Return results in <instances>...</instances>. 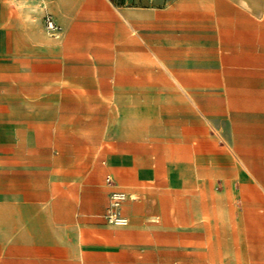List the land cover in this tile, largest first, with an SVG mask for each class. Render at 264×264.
I'll list each match as a JSON object with an SVG mask.
<instances>
[{
    "label": "crops",
    "instance_id": "0c3cea01",
    "mask_svg": "<svg viewBox=\"0 0 264 264\" xmlns=\"http://www.w3.org/2000/svg\"><path fill=\"white\" fill-rule=\"evenodd\" d=\"M216 1L213 14L182 12L177 19L168 3L141 13L135 5L118 7L112 0H0V101L6 103L7 117L12 119L7 133L12 135L11 143L37 154L33 159L12 161L11 179L20 185L7 190L5 201L0 202V230L6 231L0 237V264H116L109 257V241L111 231L119 230H111L95 217H104L111 189L106 177L131 195L128 199L135 195L112 173L104 175L105 166L94 164V129L79 123L77 109L67 103H77L79 69L113 70L120 85L140 83L141 75L135 71L141 67L105 59L119 49L142 46L133 42L135 35L149 46L156 62L163 59L174 72L179 69L170 55L205 54L206 31L212 30L208 44L221 72L206 75L204 60L182 58L183 83L223 85L231 118L248 112L247 102L252 100L253 111L264 116V0ZM47 16L59 23V35L47 31ZM178 20L180 34L174 30ZM207 21L212 24L206 25ZM115 28L132 44L116 49L111 43L114 36L101 34ZM127 29H132L133 37L125 35ZM88 55L99 62L90 61ZM250 72L253 84L261 88L257 94L244 88ZM197 95V101L205 99L202 93ZM47 102H54L56 109L49 113L10 109V104L40 107ZM233 126L231 153L247 157L245 150L254 146L240 141ZM251 179L264 182L258 172ZM260 215L264 216V208ZM129 254L130 264H141L135 249Z\"/></svg>",
    "mask_w": 264,
    "mask_h": 264
},
{
    "label": "rangeland",
    "instance_id": "374dc122",
    "mask_svg": "<svg viewBox=\"0 0 264 264\" xmlns=\"http://www.w3.org/2000/svg\"><path fill=\"white\" fill-rule=\"evenodd\" d=\"M112 2L118 7L135 5L141 13L168 3L177 19L182 12L213 14L217 4L216 0ZM181 24L179 20L174 24L178 34ZM57 25L55 32L45 27L50 34L59 35L61 27ZM131 33L132 29H127L125 35L133 37ZM101 34L113 35L111 43L116 49L129 43L121 37L119 28L102 30ZM212 35L207 29L203 55H170L179 69L174 72L163 59L156 62L149 46L136 35L133 42L142 46L105 55L106 62L141 67L135 71L141 75L140 83L120 85L113 70L79 69L78 100L76 105L72 102L67 106L77 109L79 123L94 129V164L105 166L104 175L112 173L135 195L121 209L128 216L126 225L109 224L103 215L95 216L111 230H119L110 233L111 263L130 264L129 253L135 249L141 264H264V216L260 215L264 182L251 179L253 172L264 176V116L253 111L252 100L247 102L251 106L248 112H237L231 118L232 108L223 95V85L184 84L181 77L182 58L204 60V73L219 75L208 44ZM88 58L99 62L90 55ZM249 76L244 88L251 95L257 94L259 83L253 84L252 72ZM199 92L205 99H195ZM21 104H10V109L15 113L34 108L49 113L56 109L54 102L40 107ZM8 113L6 103L0 101V202L5 201L7 190L19 184L11 179L12 161L37 156L35 151L11 143L12 135L7 130L12 119ZM231 124L240 141L248 140L254 146L245 150L247 157L237 158L231 153ZM5 232L1 229L0 237Z\"/></svg>",
    "mask_w": 264,
    "mask_h": 264
},
{
    "label": "built area",
    "instance_id": "2783aa9c",
    "mask_svg": "<svg viewBox=\"0 0 264 264\" xmlns=\"http://www.w3.org/2000/svg\"><path fill=\"white\" fill-rule=\"evenodd\" d=\"M45 24L49 31H58L59 26L50 17H45ZM106 183L111 187L108 202L105 207L104 217L109 224L114 225H126L127 217L122 214L121 207L123 203L128 199L132 198L125 190L117 187L110 177H106Z\"/></svg>",
    "mask_w": 264,
    "mask_h": 264
}]
</instances>
